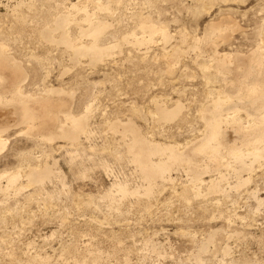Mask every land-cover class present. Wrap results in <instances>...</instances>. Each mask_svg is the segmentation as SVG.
Returning <instances> with one entry per match:
<instances>
[{
  "label": "rangeland",
  "instance_id": "obj_1",
  "mask_svg": "<svg viewBox=\"0 0 264 264\" xmlns=\"http://www.w3.org/2000/svg\"><path fill=\"white\" fill-rule=\"evenodd\" d=\"M77 2L0 0V41L25 68L23 94L39 95L16 102L17 113H23V102L34 108L48 97L40 93L54 88V99L66 103L60 121H66L63 111L89 112L91 131L75 144L29 134L26 124L5 134L0 175L18 170L22 177L19 189L0 192V264H264V158L241 173L249 181L237 186L231 167L205 169L210 162L196 151L206 134L200 110L223 91L227 76L216 72L217 60L205 48L209 24L232 17L236 30L228 35L222 24L224 30L210 36L220 53L245 58L264 43V0H81L90 14L108 23L98 42L111 51L102 61L75 57L56 41L59 30L55 40L44 38L58 15ZM99 2L110 10L99 8ZM72 11L69 35L90 43L91 36H81L88 26L85 12ZM144 18L166 26L172 39L165 42L158 34L149 43H135L133 33L145 35L139 26ZM174 46L182 51L172 64L165 52ZM177 101L184 106L179 116L157 118L158 102L172 108ZM240 115L245 117L243 111ZM130 120L149 139L176 144L186 153L195 148L199 164L193 168L204 179L195 185L198 192L191 186L192 170L183 166L172 171L174 181L159 180L153 197L106 199L116 180L131 189L145 186L122 135V124ZM228 131L227 141H236ZM45 163L55 175L42 185L29 182V169ZM221 175L224 192L209 191L207 182ZM208 237L206 251L201 250Z\"/></svg>",
  "mask_w": 264,
  "mask_h": 264
},
{
  "label": "bare ground",
  "instance_id": "obj_2",
  "mask_svg": "<svg viewBox=\"0 0 264 264\" xmlns=\"http://www.w3.org/2000/svg\"><path fill=\"white\" fill-rule=\"evenodd\" d=\"M80 1L81 0H78L77 3H72V5H70V8L72 6L71 10L58 15L54 23L55 27H47L48 29L44 31L45 33L43 32L44 38L55 40L54 32L59 30L61 32L60 38L56 41L62 42L70 47L74 51L73 55L75 54V57L87 54L89 58L91 56V61L92 59L94 61L101 60L106 57V55H109L111 51V46H102L98 42L102 34L105 33L108 23L90 14L86 7L87 5H82ZM98 7L110 10L108 5L102 4L101 2L98 3ZM72 10H83L85 12L84 20L87 21L88 26H85V29L82 27V29L80 28L81 36H91L92 41H90V43L83 42L82 38V41L75 40L69 35L68 25L72 21ZM236 23L237 22L233 20L232 17H225L220 23L210 22L208 27L210 32L206 36L207 41L206 44L204 43L205 48L212 54V61L215 62L214 58L217 60L216 72L223 73L222 76L227 74V76L225 75V77H223L226 84L225 87H223V91H217V95L210 97V103L208 102L209 104L207 103V105L202 106L203 108L200 110L202 119L205 121L206 134L196 151L199 152V154L201 153V155L203 154V157L208 159V163L210 162L209 164L207 163L208 165L204 166L201 161V165H203L205 169H209L210 164L212 166L226 165L227 167H231L238 178L237 186H241L249 181V177L243 178L241 173L243 171L254 170L255 163H261L264 158V43L259 44L254 52L248 54L245 58L239 56L236 59H232L229 54L220 53L217 49V44L212 42L210 35L219 30L222 24L226 25L225 32L229 35V30L231 28L235 29ZM139 26L146 36L144 35L138 38V34L136 35L137 32L133 33V41L140 45L151 42L158 34L163 37L165 42H169L173 37L166 26L157 25L149 18L142 19ZM221 30L224 29L221 28ZM127 39L129 40V38H125V40ZM209 41L211 42L209 43ZM196 47L200 48V45L196 43ZM7 48L6 44L0 41V150L3 149L8 140L5 134L9 129L20 124L27 125L29 134H36L45 139L48 138L49 141H53L59 137L68 139L72 144H75L79 141L81 134L84 133L89 135L91 133L87 125L89 112L81 115H73L70 112L63 111L65 116L62 117L66 119V121H60L59 112L62 111L66 103L54 99L53 94L57 92L54 88H44L45 91L40 93V96L48 97H43L46 99L34 108L29 107L27 103L23 102V113H17L15 107L16 102L24 101L28 96H33L35 99L39 97V95L29 93L23 94L22 82L27 77L24 70L25 68L22 67L21 62L14 58L12 59L8 55ZM166 48L167 47L164 48L165 51ZM181 51L179 47L174 46L171 51L165 52V55L169 60L175 61L180 56ZM70 52L72 53V51ZM75 57L74 59H76ZM172 64H174L173 61ZM6 92L11 93L9 98L5 95ZM7 106H10L12 109L9 111L6 110V108L8 109ZM183 107L180 101H177L172 108L158 102L156 105L157 118L166 121L172 120L181 114ZM87 109L90 110V107ZM241 111L245 113V115H243L245 116L244 118L240 115ZM120 125H116V128L121 127ZM122 128V135H124V138L126 136L128 137L127 141L125 139L124 142L126 145V152L130 159L129 161L136 165L137 173L144 181L142 183H145V186L143 185V187L140 185L141 187L137 189H131L126 181L116 180L112 184V188L114 187V189L110 188L104 194L108 201L115 202L116 200L118 201L119 198H125L132 194L138 195L139 193L140 195L143 193V195L147 197H153L157 191L159 180L162 182L174 181L175 179L171 176L172 171L183 166H187L192 170L193 174H191V180L193 185L191 184V186L193 189L198 183L203 184L204 179L202 178L203 176L201 177L203 174H200L201 171L198 173V170H194L193 168L194 165L199 162L195 156L197 153L194 150L195 148H190L186 153V151L181 152L179 146L176 144L161 143L149 139L141 128L136 126L132 120L123 123ZM229 129L231 133L233 132L234 135L237 136L236 141L234 140L232 143H229V141H227L229 138L227 139L226 137ZM225 150H228L227 154H224ZM75 156L77 157V155ZM224 157H226V160H224ZM217 168L218 170L221 169V167ZM222 169H224L223 166ZM53 171L52 167L48 165L43 168H38L36 166L35 168H30L25 176L29 182L42 185L48 178L52 177ZM224 176L221 175L216 179H210L209 182H207V189L212 192H224L223 190L225 189L222 186V181L224 182L225 178ZM21 177L22 175L18 170L1 174L0 192L5 193L11 188L19 189L18 186L21 183ZM3 178L6 180L5 185L2 184ZM187 189H185V191H187ZM194 190L197 191V189ZM113 191H115V193ZM211 239L212 237L207 238V242L205 241L206 243L203 244L201 250L206 251L207 243L210 242Z\"/></svg>",
  "mask_w": 264,
  "mask_h": 264
}]
</instances>
